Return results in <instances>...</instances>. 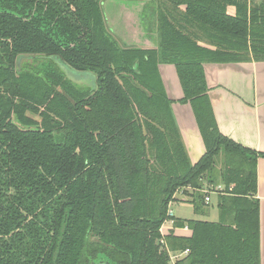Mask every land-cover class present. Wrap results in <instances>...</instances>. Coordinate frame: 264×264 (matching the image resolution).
Segmentation results:
<instances>
[{"label": "trees", "instance_id": "16d2710c", "mask_svg": "<svg viewBox=\"0 0 264 264\" xmlns=\"http://www.w3.org/2000/svg\"><path fill=\"white\" fill-rule=\"evenodd\" d=\"M151 3L143 48L111 32L102 0H0V264H260L264 155L219 132L203 65L264 61V0ZM159 65L174 67L201 135L194 164ZM218 186L217 222L168 216L180 196L203 213ZM169 220L191 235H162Z\"/></svg>", "mask_w": 264, "mask_h": 264}, {"label": "crops", "instance_id": "0c3cea01", "mask_svg": "<svg viewBox=\"0 0 264 264\" xmlns=\"http://www.w3.org/2000/svg\"><path fill=\"white\" fill-rule=\"evenodd\" d=\"M137 2V7L133 5L124 10L126 21L118 22L120 26H117L109 16L113 11H107L103 7L107 25L128 45L154 48V38L145 35L141 24L143 5L148 2L149 6L151 5L152 8L154 6L151 0H137ZM183 10L184 7H181L180 11ZM233 12L234 9L228 7V13ZM129 22L135 26L129 27ZM132 28L136 30L132 31ZM158 70L166 94L172 102V112L188 158L194 164L203 156L205 149L192 110L188 104L178 102L182 92L174 67L159 65ZM203 71L208 88L207 95L219 132L234 143L264 155V61L205 63ZM256 172V197L259 201V255L260 264H264V156L257 159ZM180 199L183 203L189 200L186 196H180ZM204 215H207V212ZM172 228L171 223H165L160 233L168 235L172 232L174 236L182 237L191 235L187 228Z\"/></svg>", "mask_w": 264, "mask_h": 264}, {"label": "rangeland", "instance_id": "374dc122", "mask_svg": "<svg viewBox=\"0 0 264 264\" xmlns=\"http://www.w3.org/2000/svg\"><path fill=\"white\" fill-rule=\"evenodd\" d=\"M102 3H103V7H105L107 11L108 10L113 11V13H110L109 16L113 19L114 23L117 26H120V25H118L119 23H122V21L125 23V21H126L124 10L127 9L129 6H133V5L136 6V4L138 2H137V0H129V1H127V0H102ZM114 23H113V25H114ZM134 26L135 25H133L131 22H129V27H134ZM117 29L120 30L119 28H117ZM135 30H136L135 28H132V31H135ZM111 32L114 35H116L113 32V30H111ZM153 45L155 46L154 42H153ZM134 46H137V45H134ZM20 59H22V58H20ZM22 61L23 60H20L19 64ZM55 61H56V64L59 66L60 70L64 73V75L69 80H71L74 84H76L77 86L82 87V88H94L95 87V75L93 73L76 72V71H73L67 67H64L57 60H55ZM210 198H211V202L208 204V206L206 208H204L203 213L202 212H200L198 214L195 213L193 206L188 202H184V203L180 202L179 204L171 205L170 210H171L173 216L180 218V219H183V220H191V219L197 220V219H199V220H207V221H211V222H217L218 221V210H217L218 198L216 195H212V196H210ZM206 212H207V215H204ZM177 255L178 254L172 255V256L174 257ZM174 260H175V257L171 261L174 262ZM93 264H107V262L104 261V259H102V260L94 261Z\"/></svg>", "mask_w": 264, "mask_h": 264}, {"label": "built area", "instance_id": "2783aa9c", "mask_svg": "<svg viewBox=\"0 0 264 264\" xmlns=\"http://www.w3.org/2000/svg\"><path fill=\"white\" fill-rule=\"evenodd\" d=\"M220 191H222V188L220 187V186H218V187H216L214 190H205L204 192H205V203L206 204H209L210 202H211V198H210V196H212V195H218L219 194V192ZM172 215V212H171V210H170V207H169V210H168V216H171ZM165 223H171L172 224V221H166ZM164 223V224H165ZM185 228H187V227H185ZM160 244L161 245H163L164 244V241L163 240H161L160 241ZM187 254V251H185V252H183V253H181V254H178L177 256H174V257H181V256H184V255H186ZM174 257L172 256L171 257V260L172 259H174Z\"/></svg>", "mask_w": 264, "mask_h": 264}, {"label": "flooded vegetation", "instance_id": "af4514ba", "mask_svg": "<svg viewBox=\"0 0 264 264\" xmlns=\"http://www.w3.org/2000/svg\"><path fill=\"white\" fill-rule=\"evenodd\" d=\"M20 58H22V59H20ZM19 59H17V63H18V61H20V60H23L19 65H23V63H25V62H30L31 61V59L30 58H32V57H30V56H26V57H20ZM53 60H58L59 61V59H57V58H54Z\"/></svg>", "mask_w": 264, "mask_h": 264}, {"label": "water", "instance_id": "95a60500", "mask_svg": "<svg viewBox=\"0 0 264 264\" xmlns=\"http://www.w3.org/2000/svg\"><path fill=\"white\" fill-rule=\"evenodd\" d=\"M58 61V60H57ZM59 63H61L64 67H67V68H69L68 66H66L64 63H62V62H60V61H58ZM69 69H71V68H69ZM72 70V69H71ZM74 71V70H73ZM107 264H109V263H107Z\"/></svg>", "mask_w": 264, "mask_h": 264}]
</instances>
